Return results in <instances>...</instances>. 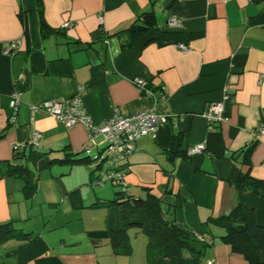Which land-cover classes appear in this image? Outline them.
Instances as JSON below:
<instances>
[{"label":"crops","instance_id":"0c3cea01","mask_svg":"<svg viewBox=\"0 0 264 264\" xmlns=\"http://www.w3.org/2000/svg\"><path fill=\"white\" fill-rule=\"evenodd\" d=\"M146 11L151 28L122 47L124 29ZM224 87L226 119L211 125L205 113ZM15 92L17 118L8 122ZM76 93L95 122L115 108L130 115L159 105L166 120L117 165L126 192L154 194L169 218L199 234L207 243L200 264H249L221 240L230 225L222 217L241 203L264 220V194L235 184L240 173L264 180V135L254 140L264 126V0H0V224L15 228L0 240V264H148L146 243L136 250L130 239V252L119 253L110 242L107 203L120 186L92 185L98 169L81 160L86 126L30 108ZM34 132L37 147L27 144ZM197 144L202 151L188 154ZM103 145L95 137L91 153ZM66 155L79 161L45 165Z\"/></svg>","mask_w":264,"mask_h":264},{"label":"trees","instance_id":"16d2710c","mask_svg":"<svg viewBox=\"0 0 264 264\" xmlns=\"http://www.w3.org/2000/svg\"><path fill=\"white\" fill-rule=\"evenodd\" d=\"M37 1L41 3V0ZM152 18L153 13L146 11L131 22L124 29L129 36V42L122 47L129 46L142 37L151 28ZM41 28H45L43 23ZM179 139V136H173L172 155L177 152ZM249 147L242 153V162H249ZM85 155L81 160L91 166V157ZM75 161L79 160L66 155L62 159H47L45 165ZM93 183L92 181V185ZM235 184L246 192L264 194V180L253 178L249 173H240ZM107 204L109 211L107 228L110 242L117 252H130L128 229L136 228L147 237L148 264H200L207 243L199 234L177 225L173 218H169L159 197L147 193L144 198H136L129 195L126 190L122 191L120 187L115 198ZM222 219L230 225L221 236V240L229 244L233 251L242 254L249 264H264V220L261 223L257 222L254 209L239 203ZM14 230L9 222L0 224V240L12 234Z\"/></svg>","mask_w":264,"mask_h":264},{"label":"built area","instance_id":"2783aa9c","mask_svg":"<svg viewBox=\"0 0 264 264\" xmlns=\"http://www.w3.org/2000/svg\"><path fill=\"white\" fill-rule=\"evenodd\" d=\"M169 24L175 26L178 24V20L173 17ZM62 26L71 27L72 23L66 21ZM17 46L16 42H12L5 52L9 53L17 48ZM178 46L183 51L189 49L184 44H179ZM133 82L141 93L153 95V90L149 87V81L146 79L134 77ZM82 90L83 87L79 86L78 91ZM226 90V87H224L221 101L213 102L205 113V117L211 125L226 119L224 115V101L228 98ZM20 100V94L18 92L13 93L8 122L16 120ZM159 100L160 103L166 100L164 90ZM30 108L32 111H44L55 120L63 122L66 127H71L76 123H83L86 126L89 138L88 142L82 146V151L91 157V166L98 169V176L93 181V184L99 186L104 181H111L119 184L122 191H125V176L122 170L117 168L118 163L136 151L135 143L138 139L149 134H154L158 124L164 122L167 116L165 112L160 110L159 105L130 115L123 114L119 109L115 108L111 117L102 122H95L83 107L79 93L68 98L46 99L30 105ZM261 135H264V126L262 125L254 131V140L258 139ZM97 136L103 138L104 145L99 152L92 154L91 145ZM39 139L40 133L34 132L27 144L31 147H37ZM13 148L14 150L18 149V145H14ZM203 148V144L194 145L188 150V154L199 153ZM105 160L108 161L107 167L103 166Z\"/></svg>","mask_w":264,"mask_h":264},{"label":"rangeland","instance_id":"374dc122","mask_svg":"<svg viewBox=\"0 0 264 264\" xmlns=\"http://www.w3.org/2000/svg\"><path fill=\"white\" fill-rule=\"evenodd\" d=\"M103 166L104 167L108 166V161L107 160H105V162L103 163ZM108 182L109 181H107L106 183H108ZM128 234H129L130 239L132 241V245L135 246L136 250L140 249L141 246L143 248L145 243H147L146 235L143 232L138 231L136 228H129L128 229ZM133 240H135L134 243H133ZM140 241H141V244L139 243Z\"/></svg>","mask_w":264,"mask_h":264},{"label":"bare ground","instance_id":"6f19581e","mask_svg":"<svg viewBox=\"0 0 264 264\" xmlns=\"http://www.w3.org/2000/svg\"><path fill=\"white\" fill-rule=\"evenodd\" d=\"M102 138V137H101Z\"/></svg>","mask_w":264,"mask_h":264}]
</instances>
